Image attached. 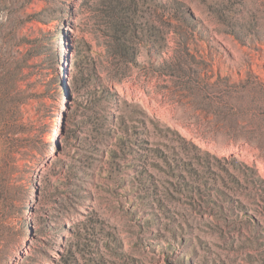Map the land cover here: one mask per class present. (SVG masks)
<instances>
[{
	"label": "rangeland",
	"instance_id": "rangeland-1",
	"mask_svg": "<svg viewBox=\"0 0 264 264\" xmlns=\"http://www.w3.org/2000/svg\"><path fill=\"white\" fill-rule=\"evenodd\" d=\"M0 264H264V0H0Z\"/></svg>",
	"mask_w": 264,
	"mask_h": 264
}]
</instances>
